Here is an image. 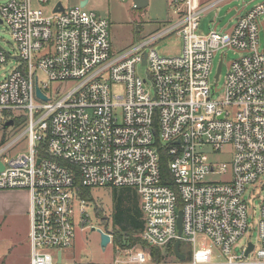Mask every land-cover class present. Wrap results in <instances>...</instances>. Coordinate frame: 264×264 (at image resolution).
Masks as SVG:
<instances>
[{
    "label": "built area",
    "instance_id": "obj_1",
    "mask_svg": "<svg viewBox=\"0 0 264 264\" xmlns=\"http://www.w3.org/2000/svg\"><path fill=\"white\" fill-rule=\"evenodd\" d=\"M170 2L174 24L115 54L109 20L85 6L53 12L54 5L42 8L49 0L0 2V24L14 43V54L0 44V71L18 60L0 79V111L13 124V111L27 116L25 130L0 146V189L28 192L29 264H96L65 260L63 250L87 222L90 200L81 188L99 187L136 191L147 245L177 238L193 245L188 260L173 263L154 262L147 248L117 245L121 255L107 264H264V194L260 246L247 241L234 251L247 227L243 194L264 186V22H257L264 2L227 32L207 34L197 28L210 5L197 10L194 0ZM173 31L181 38L178 54L149 47ZM222 47L239 56L227 64L216 95L212 62ZM23 137L26 150L8 155ZM225 146L230 159H213ZM197 238L210 240L221 258L209 247L197 249Z\"/></svg>",
    "mask_w": 264,
    "mask_h": 264
},
{
    "label": "rangeland",
    "instance_id": "obj_2",
    "mask_svg": "<svg viewBox=\"0 0 264 264\" xmlns=\"http://www.w3.org/2000/svg\"><path fill=\"white\" fill-rule=\"evenodd\" d=\"M57 1H60L64 7L76 5L80 2V0H49V3L43 5L42 8L45 11H49ZM214 1H204L196 9L204 8ZM261 2H264V0H220L199 13L200 23L197 32L200 34H207L212 30L227 32L239 15L244 14ZM86 8L109 20V34L113 54L125 51L139 41L146 40L162 32L177 20V15L173 12L170 0H148L147 5L142 8H133L132 0H88ZM257 22L259 24L264 22V14L258 17ZM0 44L10 54H14L13 39L5 24H0ZM263 46L264 37L260 30L259 50ZM149 47H152L160 54H178L181 51V38L173 31L152 42ZM220 55L223 61L217 81L216 95L220 91L227 64L238 57L239 53L227 47L218 49L213 57L212 74L216 71ZM17 64L18 60L16 59L7 61L4 69L0 71V79ZM145 70L144 66L139 65L137 68V72L142 76ZM116 90L121 91V86H117ZM12 115L15 123L12 126L3 128L2 124L7 119V114L0 111V146L10 141L26 128L27 116L25 111H13ZM25 150L26 137H23L10 149L8 155L14 156L18 152ZM207 152H210L209 148H207ZM211 154L212 158L218 162H227L231 156V147L225 146L220 151ZM111 189L109 187L89 189L91 200L84 209V215L87 214V222L84 224L85 228L82 230H80L79 226L75 228L72 245L68 249L63 250L65 260L107 264L112 262L115 257L121 255L118 246L115 245L113 240L103 249L100 246L99 232L91 229V226H94L105 230V225H107L106 231L113 229ZM20 190L24 191V189H0V214L2 209L8 204L18 201L20 205L21 202L26 200L27 190L24 192ZM263 194L264 186L256 184L248 186L243 194L247 204V227L238 242V246L234 249L236 252H240V247L247 241H251L257 247L260 246L257 235V222ZM1 217L0 264H29V227L26 214L23 212H19V214L14 216L5 214L6 220L4 222ZM8 242H10L9 245H7ZM187 245L188 249L191 250L193 248L192 244ZM195 247L197 249L209 247L212 249L214 259L221 258L218 250L206 238H197ZM175 261L176 258L171 256H167L164 259L166 263Z\"/></svg>",
    "mask_w": 264,
    "mask_h": 264
},
{
    "label": "trees",
    "instance_id": "obj_3",
    "mask_svg": "<svg viewBox=\"0 0 264 264\" xmlns=\"http://www.w3.org/2000/svg\"><path fill=\"white\" fill-rule=\"evenodd\" d=\"M162 173L168 177L166 163L162 165ZM81 194L91 200L89 188H81ZM111 201L113 204L112 224L110 229L113 242L120 247H142L147 248L154 262H161L167 256H174L173 244L164 247L147 245L140 237L143 227L142 213L139 207V199L136 191L131 187H113L111 189ZM107 225H105V230ZM178 251L183 253L185 260L190 258V249L185 242H180Z\"/></svg>",
    "mask_w": 264,
    "mask_h": 264
},
{
    "label": "water",
    "instance_id": "obj_4",
    "mask_svg": "<svg viewBox=\"0 0 264 264\" xmlns=\"http://www.w3.org/2000/svg\"><path fill=\"white\" fill-rule=\"evenodd\" d=\"M88 0H81L79 2V5L80 6H85L87 4ZM133 2V8H142L144 6L147 5L148 3V0H132ZM63 9V5L61 4L60 1H57L55 4H54V7H53V12H57V11H61ZM145 60H143L144 62ZM220 70H221V62L218 63L217 65V68H216V71H215V74H214V78L217 79L218 78V75L220 73ZM213 86V85H212ZM35 92H36V95L41 97L42 99H46L45 96H43L39 90L38 87L35 88ZM13 125V119L9 118V119H6L5 122L2 124L3 128H7L9 126ZM0 169H2V165L0 163ZM176 224H177V230H178V236L181 235V232H182V212L181 210H178L177 211V221H176ZM91 229L92 230H97L100 234V246L104 249V247L109 243L110 239H109V235L102 229L100 228H95L94 226H91ZM180 244V240L179 238H177L173 244V250H174V256L175 258H177L178 260L180 261H183L185 259V256L183 253L179 252L178 251V246ZM253 245L251 243L248 244V248L245 252V255H247V253L252 249Z\"/></svg>",
    "mask_w": 264,
    "mask_h": 264
},
{
    "label": "crops",
    "instance_id": "obj_5",
    "mask_svg": "<svg viewBox=\"0 0 264 264\" xmlns=\"http://www.w3.org/2000/svg\"><path fill=\"white\" fill-rule=\"evenodd\" d=\"M204 1H209V0H194L196 8L200 4H202ZM218 1H220V0H215L213 3H211L209 5L212 6V5L216 4ZM86 5H85V7H86ZM207 8H205V9H207ZM198 10H200V9H198ZM20 191H23V190H20ZM25 199L26 200L24 202H21L20 205H19L18 201L17 202H12V203L8 204V206L4 207V209H2V213L0 214V216H2L1 218L3 219V222H4V220H6L5 217H4L5 214H7L8 216H14L15 214L16 215L19 214V212L20 213L23 212V213L26 214V217L28 218V207H29V196H28V194H27V197ZM28 227H29V220H28ZM9 244H10V242L7 243V245H9Z\"/></svg>",
    "mask_w": 264,
    "mask_h": 264
}]
</instances>
